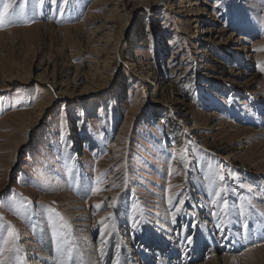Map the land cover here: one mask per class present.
<instances>
[{
	"label": "rangeland",
	"instance_id": "374dc122",
	"mask_svg": "<svg viewBox=\"0 0 264 264\" xmlns=\"http://www.w3.org/2000/svg\"><path fill=\"white\" fill-rule=\"evenodd\" d=\"M4 3L0 264H264V0Z\"/></svg>",
	"mask_w": 264,
	"mask_h": 264
},
{
	"label": "bare ground",
	"instance_id": "6f19581e",
	"mask_svg": "<svg viewBox=\"0 0 264 264\" xmlns=\"http://www.w3.org/2000/svg\"><path fill=\"white\" fill-rule=\"evenodd\" d=\"M138 1H142V0H138ZM140 4H142V3H140ZM262 120H264V119H262ZM259 132V131H258ZM262 134H264V130L262 131ZM81 213H83L84 214V212H81ZM82 216V215H81ZM264 219V217L262 218V220ZM261 223V222H260ZM86 223H84V222H82V223H80V225H85ZM119 224V223H118ZM262 226H260L259 227V229H258V231H260V232H263L262 231V228H264V220L262 221ZM260 225V224H259ZM166 228H167V230H168V228H170V226H165ZM168 232H170V231H168ZM81 234V233H80ZM79 234V235H80ZM170 234V233H169ZM239 236H241L242 237V239H240L239 238ZM239 236H237V235H235L234 237H235V239L233 240V241H231V244L232 243H234V244H237V240L238 241H240V243L241 244H243V243H245L244 244V246L246 247V245H249L248 243H250L251 241H253L254 240V236H253V234L251 233V231H250V229L248 228V227H246L245 228V230L243 231V233L241 234V235H239ZM262 236L264 237V234H262ZM81 237H82V235H81ZM172 238V237H171ZM170 238V240H172ZM119 239V238H118ZM166 240H162V241H160L159 243H156V245H158L157 246V249H158V252H160V253H162L163 251V253H164V256L162 255V254H159V264H172L173 262L170 260V261H168V259L166 258L167 256H165V255H167V251H165L166 250V246L168 245L167 244V242H165ZM118 242H119V240H118ZM185 243V237H183V238H181V239H179V241H174L173 242V244L172 245H174V246H172V253H170L171 255H177L179 252L181 253L182 251H183V246L185 245L184 244ZM203 244H205L204 243V241H202V242H200V244H198V246L196 247L195 246V248H196V250L198 251L199 249H197L199 246H202ZM91 245V244H90ZM213 245L214 244H211L210 246H208L210 249L206 252V254L208 255V256H211L212 257V255H215V253H216V249H213ZM48 246L49 245H46V247H45V249H46V251H42V249L41 248H39L38 250L40 251V253H38V257H39V259H40V261H42L43 262V264H57V262H54V260H53V256H52V254H51V251H50V249L48 248ZM83 246V245H82ZM33 247V246H32ZM36 247H38V246H36ZM50 247V246H49ZM242 247V246H241ZM35 249V248H34ZM90 251H88L87 249H86V262L88 263V264H107L108 262H104L101 258H98V256L96 255V254H94L93 256L91 255L92 254V250L91 249H95L94 247H89L88 248ZM121 249L122 250H125L126 251V254H127V259H125V257H123V256H121L120 257V261H119V264H141V262L139 263V261L137 262L136 261V259H135V257L132 255V252H133V249L132 248H130V245H127V244H125V242H123L122 240H121ZM236 249H237V247H236ZM44 250V249H43ZM169 252V251H168ZM249 252H250V250H249ZM149 253V252H148ZM150 255L149 256H147V258H145V259H148L146 262H145V264H147V262L150 260V257H152V254L151 253H149ZM196 254V253H195ZM194 254V255H195ZM197 254L199 255L200 254V252L198 251L197 252ZM246 254H248V253H246ZM147 255V252L145 251V254H143V256L145 257ZM181 255V254H180ZM55 256V255H54ZM85 256V255H84ZM174 257V256H173ZM184 258H185V260H184ZM184 258H182L181 259V261H179V262H177V264H184L185 262H186V260H188V257H184ZM193 257H191V259H192ZM236 257H235V255H233V256H229V255H224V256H222V257H220L219 258V256L218 255H215L214 257H213V259H212V263H214V264H220V261H223V263L224 262H226V261H231V260H234ZM193 261V260H192ZM194 261H198V260H196V258H195V260ZM175 262V261H174ZM28 264H31V262L30 263H28ZM58 264H63V262L62 261H60ZM173 264H175V263H173ZM186 264V263H185Z\"/></svg>",
	"mask_w": 264,
	"mask_h": 264
},
{
	"label": "snow or ice",
	"instance_id": "6c2138e0",
	"mask_svg": "<svg viewBox=\"0 0 264 264\" xmlns=\"http://www.w3.org/2000/svg\"><path fill=\"white\" fill-rule=\"evenodd\" d=\"M11 6H12L11 3H4L3 13L0 14V26H2L5 23L13 22L12 18L8 15L9 8H11ZM261 70L264 71V69H261ZM221 179H223V177H221ZM169 203H171V198L169 200ZM97 207H99V205H97ZM189 242H191V241H189Z\"/></svg>",
	"mask_w": 264,
	"mask_h": 264
}]
</instances>
